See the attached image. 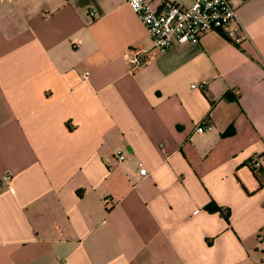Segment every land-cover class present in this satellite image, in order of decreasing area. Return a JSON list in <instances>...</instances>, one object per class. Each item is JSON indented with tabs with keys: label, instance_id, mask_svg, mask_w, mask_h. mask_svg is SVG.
<instances>
[{
	"label": "crops",
	"instance_id": "1",
	"mask_svg": "<svg viewBox=\"0 0 264 264\" xmlns=\"http://www.w3.org/2000/svg\"><path fill=\"white\" fill-rule=\"evenodd\" d=\"M128 1L0 0V264H264V0L132 72Z\"/></svg>",
	"mask_w": 264,
	"mask_h": 264
},
{
	"label": "built area",
	"instance_id": "2",
	"mask_svg": "<svg viewBox=\"0 0 264 264\" xmlns=\"http://www.w3.org/2000/svg\"><path fill=\"white\" fill-rule=\"evenodd\" d=\"M129 5L146 27L153 46L147 50H131L128 57V71L132 72L146 64L153 50L165 52L175 45L195 43L207 31H217L234 43H240L244 32L238 21L231 0H188V3L175 0H129ZM91 10L89 16H94ZM88 72L83 74L86 78ZM205 119L196 126L197 132L209 129ZM123 158L122 154L118 155ZM139 174L145 170L139 163ZM4 174L2 179H7ZM109 199H104L108 203Z\"/></svg>",
	"mask_w": 264,
	"mask_h": 264
},
{
	"label": "trees",
	"instance_id": "3",
	"mask_svg": "<svg viewBox=\"0 0 264 264\" xmlns=\"http://www.w3.org/2000/svg\"><path fill=\"white\" fill-rule=\"evenodd\" d=\"M206 209H208V210H219V208L216 206V205H214L213 203H209L208 205H206Z\"/></svg>",
	"mask_w": 264,
	"mask_h": 264
},
{
	"label": "rangeland",
	"instance_id": "4",
	"mask_svg": "<svg viewBox=\"0 0 264 264\" xmlns=\"http://www.w3.org/2000/svg\"><path fill=\"white\" fill-rule=\"evenodd\" d=\"M180 1H182V2H184V3H188V0H180Z\"/></svg>",
	"mask_w": 264,
	"mask_h": 264
}]
</instances>
